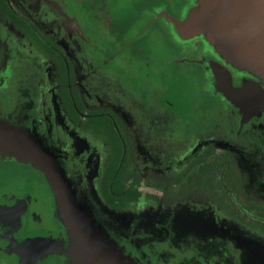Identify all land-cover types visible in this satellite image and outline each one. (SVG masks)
Here are the masks:
<instances>
[{"label": "flooded vegetation", "instance_id": "obj_1", "mask_svg": "<svg viewBox=\"0 0 264 264\" xmlns=\"http://www.w3.org/2000/svg\"><path fill=\"white\" fill-rule=\"evenodd\" d=\"M95 2L0 0V117L36 132L77 179L81 196H93L90 211L96 225L105 231L95 245L105 251L106 261L96 257L92 264H146V255H153L151 245L145 244L151 236L140 226L169 208L194 205L213 209L232 223L264 236V203L248 195V176L236 152L205 141L194 144L198 146L195 154L186 156L175 169L150 172L137 164L141 160L138 144L124 116L110 104H93L88 99L93 96V80L99 77L93 64H112L118 70L121 49L127 47L122 44L106 58L102 39H96V33L74 10L76 5ZM157 3L161 7L153 21L162 20L164 28L157 29L156 36L171 33L179 44L173 47L181 62L174 59L171 65H193L197 71L208 72L213 81L212 64L218 65L229 73L234 88L251 82L264 91L257 77L226 63L203 35L179 34L174 22L188 17L191 0ZM101 26L107 36L112 33L106 20ZM118 41L119 36L115 43ZM194 53L197 61L192 60ZM181 72L188 82V75L183 69ZM221 97L234 113L236 127L230 131L237 141L253 137L256 145L254 139H264L263 110L247 116L223 94ZM163 103L154 107L190 115V110L185 111L187 105L179 101ZM117 160L121 167L114 170ZM18 175L21 183H10L11 176ZM32 177H38L41 185ZM149 210L154 215H141ZM71 242L58 219L50 187L39 172L28 165L0 160V264H71ZM159 253L160 257L166 255Z\"/></svg>", "mask_w": 264, "mask_h": 264}, {"label": "rangeland", "instance_id": "obj_2", "mask_svg": "<svg viewBox=\"0 0 264 264\" xmlns=\"http://www.w3.org/2000/svg\"><path fill=\"white\" fill-rule=\"evenodd\" d=\"M157 1L96 0L93 4L73 7L76 13L83 16L90 30L96 33V39H102L106 58L120 50L122 44L127 45L126 49H121L118 70L112 64H93L99 77L93 80V96L88 99L93 104H110L124 116L123 120L138 144L137 153L142 160H137L138 165L150 172L160 170L165 173V170L175 169L177 163L184 162L186 156L192 157L198 147L194 144L210 141L238 154L241 167L248 176V195L250 193L253 199L264 203V139H254L256 145H253V137L237 141L230 131L236 127L234 113L222 99V93L216 90L215 79L213 81L204 70H201L202 73L191 68L193 65L175 67L170 64L174 59L181 62L173 47L178 41L171 33L161 35V38L156 36L157 29L164 28L162 20L153 21L161 7ZM195 7V0H191L189 13ZM103 20L111 26L109 36L101 26ZM118 36L119 41L115 43ZM88 54L85 56L88 57ZM197 56L194 53L192 60L197 61ZM109 68L112 74H109ZM182 69L188 75V82L182 77ZM166 101L187 105L185 111L190 110V115L182 116L179 110L166 113L154 107ZM0 121L9 122L4 117H0ZM10 124L7 126L16 127ZM35 136L39 137L36 132ZM57 156L64 179L73 191L72 203L89 216V238L98 241L99 235H104L105 231L96 225L95 217H90L93 214L90 211V205L94 206L93 196L90 194L89 199L87 193L81 196L76 188L77 179L71 176L61 157ZM32 178L41 185L38 177ZM12 181L20 184V176H11L10 183ZM141 215L154 213L149 210ZM143 223L140 227L145 228L144 234L151 236V241L145 240V244H150L153 250V255H146V264H264V236L232 223L213 209L204 210L194 205L169 208L167 212L158 211L157 215ZM118 228L114 227L116 231H119ZM73 240L71 244L78 248V264H92V259L96 257L105 263L104 250H97V246L89 240L77 241L79 244ZM159 252L166 254L165 257L162 254L160 257ZM70 260L72 263L71 257Z\"/></svg>", "mask_w": 264, "mask_h": 264}, {"label": "water", "instance_id": "obj_3", "mask_svg": "<svg viewBox=\"0 0 264 264\" xmlns=\"http://www.w3.org/2000/svg\"><path fill=\"white\" fill-rule=\"evenodd\" d=\"M174 24L182 37L203 35L226 63L252 74L264 84V0H197L188 17ZM212 70L216 90L244 115L264 111V91L260 86L247 82L234 88L225 69L212 64ZM7 124L0 121V160L28 165L40 172L54 197L58 219L71 240L75 239V244L89 240L95 245L87 230L89 216L72 203L73 191L59 168L57 152L34 132ZM73 246L74 243L70 248L71 264H78V248ZM95 247L99 250L98 245Z\"/></svg>", "mask_w": 264, "mask_h": 264}, {"label": "trees", "instance_id": "obj_4", "mask_svg": "<svg viewBox=\"0 0 264 264\" xmlns=\"http://www.w3.org/2000/svg\"><path fill=\"white\" fill-rule=\"evenodd\" d=\"M119 163H120V161H118V160L115 161V163H114V170H119L118 168L121 167V166L119 167ZM118 176H119V175H118Z\"/></svg>", "mask_w": 264, "mask_h": 264}]
</instances>
